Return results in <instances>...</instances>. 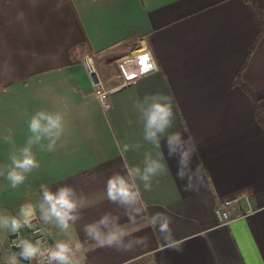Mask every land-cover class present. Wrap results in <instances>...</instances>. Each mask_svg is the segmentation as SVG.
<instances>
[{"label": "crops", "instance_id": "1", "mask_svg": "<svg viewBox=\"0 0 264 264\" xmlns=\"http://www.w3.org/2000/svg\"><path fill=\"white\" fill-rule=\"evenodd\" d=\"M257 28L244 0H0V215L19 216L31 204L39 217L40 185L66 184L87 198L83 218L67 231L45 225L52 245L83 243L81 264H264V128L254 114V101L264 109V33L250 51ZM86 51L111 89L107 109L80 64ZM155 93L174 100L169 131L195 141L202 179L193 191L176 179L167 150L143 139L134 102ZM39 110L64 115L63 147L33 146L39 167L12 188L10 155ZM124 144L140 145L125 153L129 165L143 168L151 152L167 167L151 191L140 184L147 212L135 223L106 197L107 179L123 172ZM241 193L253 212L220 224L216 205ZM158 212L170 218L167 240L147 226ZM105 213L147 245L123 251L86 240L84 225ZM18 233L16 241L27 235ZM9 244L0 236V264L12 255Z\"/></svg>", "mask_w": 264, "mask_h": 264}, {"label": "clouds", "instance_id": "2", "mask_svg": "<svg viewBox=\"0 0 264 264\" xmlns=\"http://www.w3.org/2000/svg\"><path fill=\"white\" fill-rule=\"evenodd\" d=\"M134 107L143 123V139L157 149H166L167 157L175 159L177 164L176 179L183 181L185 191L196 189L202 179L201 165L193 167L197 153L195 141L191 136L185 137L179 131L170 132L176 119L174 100L171 96L155 93L145 95L134 102ZM66 121L61 112L37 111L28 121L30 136L25 145L10 155L11 166L6 171V179L12 188L22 185L33 169L39 167L32 149L39 146L41 151L55 152L63 147L61 137L65 132ZM4 140L14 144L11 135ZM46 142V143H45ZM59 142V143H58ZM136 144H124L120 147L123 172L113 173L106 181V197L109 202L124 210L128 221L135 223L137 217L147 212L140 184L145 191H151L153 179L167 171L162 157L154 158L151 152H145L143 168L131 166L127 162V153ZM0 176L5 171L0 169ZM139 181V183H138ZM41 200L39 220L44 224H55L61 231L81 220L82 211L88 207L87 198L70 185L59 187L40 185ZM36 217V206L28 204L20 208L19 216L0 215V229L18 233L21 228L29 225ZM147 226L156 228L167 240L171 236L170 218L164 213H155L148 217ZM86 240L95 241L101 247H115L117 250L130 251L135 246H146V237H135L120 223V216L105 213L98 220L87 223L83 228ZM14 252L6 264H20L21 257L29 264L39 256H46L47 264H81L78 252L86 251L82 242L74 246L68 241H60L54 247L43 249L39 240H20L14 245Z\"/></svg>", "mask_w": 264, "mask_h": 264}, {"label": "built area", "instance_id": "3", "mask_svg": "<svg viewBox=\"0 0 264 264\" xmlns=\"http://www.w3.org/2000/svg\"><path fill=\"white\" fill-rule=\"evenodd\" d=\"M80 64L91 83L94 96L101 103L102 107L107 109L109 107L107 96L111 89L105 86L96 67L93 53L90 51L84 52L80 57ZM252 212L253 209L249 205L246 193L223 199L214 209L215 216L220 224H228L234 220L245 218ZM36 217L37 219H34L29 225L24 227L28 232V235L24 239L33 242L39 240L43 249L54 247L55 245H52L50 242L46 225L39 220L37 215ZM34 261L38 264H47L46 256H39Z\"/></svg>", "mask_w": 264, "mask_h": 264}, {"label": "trees", "instance_id": "4", "mask_svg": "<svg viewBox=\"0 0 264 264\" xmlns=\"http://www.w3.org/2000/svg\"><path fill=\"white\" fill-rule=\"evenodd\" d=\"M244 1L250 3L253 6L258 16L257 33L251 44V47H250V51H251L253 47L255 46L258 38L264 33V0H244ZM254 114H255L257 121L264 128V109L258 105L257 101H254Z\"/></svg>", "mask_w": 264, "mask_h": 264}, {"label": "water", "instance_id": "5", "mask_svg": "<svg viewBox=\"0 0 264 264\" xmlns=\"http://www.w3.org/2000/svg\"><path fill=\"white\" fill-rule=\"evenodd\" d=\"M114 90H118V89H114ZM18 238H19V233H10L8 236V239L10 242L9 249H10L12 254L14 252L18 251V249L14 246L15 243L18 242V241H16V240H18ZM21 240H25V239H21ZM20 259H21V262H23V263H29L27 260H24L22 257Z\"/></svg>", "mask_w": 264, "mask_h": 264}, {"label": "rangeland", "instance_id": "6", "mask_svg": "<svg viewBox=\"0 0 264 264\" xmlns=\"http://www.w3.org/2000/svg\"><path fill=\"white\" fill-rule=\"evenodd\" d=\"M19 232H20V234H26L27 233V235H28V232H27V230L24 227L21 228V230ZM10 233H12V232L6 231V229H0V236L3 235V237L6 240H8V236H9Z\"/></svg>", "mask_w": 264, "mask_h": 264}, {"label": "snow or ice", "instance_id": "7", "mask_svg": "<svg viewBox=\"0 0 264 264\" xmlns=\"http://www.w3.org/2000/svg\"><path fill=\"white\" fill-rule=\"evenodd\" d=\"M147 59H148L147 57H143L142 58V62L145 61V60H147ZM149 67H151V65H149Z\"/></svg>", "mask_w": 264, "mask_h": 264}]
</instances>
